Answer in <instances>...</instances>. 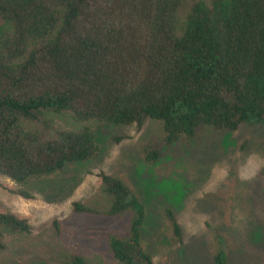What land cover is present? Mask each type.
Wrapping results in <instances>:
<instances>
[{"label": "trees", "instance_id": "obj_1", "mask_svg": "<svg viewBox=\"0 0 264 264\" xmlns=\"http://www.w3.org/2000/svg\"><path fill=\"white\" fill-rule=\"evenodd\" d=\"M69 115L74 129L54 119ZM161 124L168 147L207 128L264 127V0H0V176L34 199L31 182L94 160L89 124ZM157 149L146 150L156 162ZM80 166V165H76ZM109 207L73 204L79 215L131 216L109 236L117 264H155L142 230L147 211L121 179L100 174ZM166 217L179 245L176 214ZM27 220L0 212L6 235L29 234ZM70 264H92L73 255ZM213 264H228L218 251Z\"/></svg>", "mask_w": 264, "mask_h": 264}, {"label": "rangeland", "instance_id": "obj_2", "mask_svg": "<svg viewBox=\"0 0 264 264\" xmlns=\"http://www.w3.org/2000/svg\"><path fill=\"white\" fill-rule=\"evenodd\" d=\"M58 129L77 127L71 116ZM100 153L56 176L31 182L25 200L18 185L0 176V212L28 221L29 234L6 235L0 264H70L78 255L92 264H117L109 236H125L131 216L79 215L78 203L99 212L109 207L100 174L126 183L147 211L142 239L155 264H213L224 251L228 264H264V127L234 133L202 129L194 141L164 144L160 123L89 124ZM157 149L156 162L146 150ZM80 165V166H76ZM172 210L183 231L179 245L166 217Z\"/></svg>", "mask_w": 264, "mask_h": 264}]
</instances>
